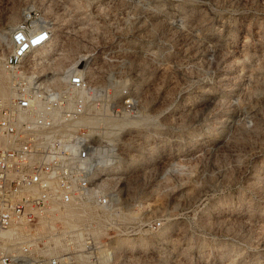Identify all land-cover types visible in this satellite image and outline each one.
<instances>
[{"label":"rangeland","instance_id":"374dc122","mask_svg":"<svg viewBox=\"0 0 264 264\" xmlns=\"http://www.w3.org/2000/svg\"><path fill=\"white\" fill-rule=\"evenodd\" d=\"M31 6L56 71L86 63L107 100H134L85 130L119 198L103 264H264V0H0V91Z\"/></svg>","mask_w":264,"mask_h":264},{"label":"built area","instance_id":"2783aa9c","mask_svg":"<svg viewBox=\"0 0 264 264\" xmlns=\"http://www.w3.org/2000/svg\"><path fill=\"white\" fill-rule=\"evenodd\" d=\"M53 35L43 13L26 8L2 58L9 95L0 97V264H103L120 235L118 192L98 180L99 145L84 137L81 120L131 113L133 97L124 89L119 103L107 100L86 63L56 71L39 51ZM69 209L89 217L68 225L61 213Z\"/></svg>","mask_w":264,"mask_h":264},{"label":"bare ground","instance_id":"6f19581e","mask_svg":"<svg viewBox=\"0 0 264 264\" xmlns=\"http://www.w3.org/2000/svg\"><path fill=\"white\" fill-rule=\"evenodd\" d=\"M2 34V33H1ZM4 35H5V33H4ZM2 39L4 40V41H6V37H2ZM8 40V39H7ZM6 43V42H5ZM49 48V47H48ZM48 48H44V49H41L40 51L41 52H46L47 51V49ZM80 71H81V69H80ZM84 74L86 75V76H88V77H90V75H89V72L88 71H84ZM6 76H8V74L6 75ZM6 89H7V92H5V91H0V97L1 98H6L8 95H9V90H8V87H7V77H6ZM98 111V110H97ZM91 117H98L100 120H103L102 119V116H85V117H83L82 118V120H81V123H82V125H84V126H86V127H88V128H93L94 126V124H96V121H94L93 122V120L91 119ZM102 123V122H101ZM100 126H103V125H100ZM97 128L99 127V125L98 126H96ZM101 132V131H100ZM86 136H84V137H86V139L87 140H89V141H91V142H95V141H93V138L90 136L89 137V135L86 133L85 134ZM104 134L101 132V136H103ZM108 135V134H107ZM95 148H97L100 152H99V155L97 156V160H98V163H100V167L98 168V171H99V175H104V174H106L107 172H109V166H108V164L110 163V162H112V158L111 157H105V156H103V150H105V146H103V145H99V146H96ZM106 149H112V147L110 146L109 148L108 147H106ZM102 156H103V158H102ZM120 165H116V166H114L113 167V169L112 170H114L115 169V167H119ZM98 171H97V173H98ZM106 177V178H105ZM105 177H103V178H100V176H98V179H100V183H101V185L105 188V189H114V187L113 188H111V187H108V188H106L105 186L109 183V177H107V176H105ZM89 217V213L88 212H85V211H79V210H75V209H69V210H66V211H64V212H62L61 213V218L64 220V222L66 223V224H71V220H75V219H78V220H82V219H85V218H88ZM123 245H125V242H123V243H120L119 245H117V247H116V249H118V248H120L121 246H123Z\"/></svg>","mask_w":264,"mask_h":264}]
</instances>
